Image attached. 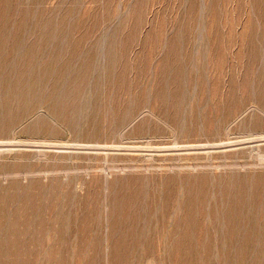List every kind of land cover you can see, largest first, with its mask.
<instances>
[{
  "label": "rangeland",
  "instance_id": "obj_1",
  "mask_svg": "<svg viewBox=\"0 0 264 264\" xmlns=\"http://www.w3.org/2000/svg\"><path fill=\"white\" fill-rule=\"evenodd\" d=\"M262 137L264 0H0L3 264H223L228 243L264 264ZM187 211L215 228L154 222Z\"/></svg>",
  "mask_w": 264,
  "mask_h": 264
},
{
  "label": "bare ground",
  "instance_id": "obj_2",
  "mask_svg": "<svg viewBox=\"0 0 264 264\" xmlns=\"http://www.w3.org/2000/svg\"><path fill=\"white\" fill-rule=\"evenodd\" d=\"M27 2V1H26ZM20 4H22V3H20ZM41 4V3H40ZM42 8V7H41ZM196 9V8H195ZM6 10V9H5ZM69 14V13H68ZM67 15V14H66ZM35 21V20H34ZM48 23V22H47ZM9 24V23H8ZM58 28V27H57ZM3 30V29H2ZM68 32V31H67ZM39 33V32H38ZM114 34V33H113ZM19 36V35H18ZM41 38V37H40ZM66 40V39H65ZM3 43V42H2ZM1 43V44H2ZM33 44V43H32ZM35 44V43H34ZM46 44V43H45ZM21 46H22V44H21ZM29 46V45H28ZM31 48V47H30ZM41 49V48H40ZM44 50H45V48H44ZM17 52V51H16ZM24 53V52H23ZM166 53V52H165ZM22 54V53H21ZM34 54V53H33ZM45 54V53H44ZM54 54V53H53ZM13 55V54H12ZM28 55V54H27ZM39 55V54H38ZM48 55V54H47ZM111 55H113V54H110V56ZM5 56V55H4ZM20 56V55H19ZM33 57H34V55H32ZM44 56H46V55H44ZM58 55H56V57H57ZM23 57H24V54H23ZM38 57V56H37ZM42 57H43V55H42ZM48 57V56H47ZM80 57V56H79ZM109 57V56H108ZM9 58H10V56H9ZM19 58V57H18ZM77 58V57H76ZM85 58H86V56H85ZM26 59V58H25ZM28 59V58H27ZM73 59V58H72ZM80 59V58H79ZM113 59V58H112ZM111 59V60H112ZM8 60V58H6V60L5 61H7ZM45 60V59H44ZM53 60V59H52ZM75 60V59H74ZM77 60V59H76ZM81 60H82V58H81ZM86 60V59H85ZM88 60V59H87ZM110 60V61H111ZM4 61V60H3ZM10 61V60H9ZM42 61H43V59H42ZM59 61V60H58ZM114 61V60H113ZM188 61V60H187ZM8 62V61H7ZM51 62V61H50ZM62 62V61H61ZM71 62V61H70ZM69 62V64H72V63H70ZM115 62V61H114ZM6 63V62H5ZM36 63H38V62H36ZM63 63V62H62ZM67 63H68V60H67ZM81 63V62H80ZM2 64H4V62L2 63ZM7 64V63H6ZM11 61H10V66H11ZM16 64V63H15ZM39 64H40V62H39ZM56 64V63H55ZM66 63H64V65H65ZM84 64H86V63H82L81 65H84ZM87 64H88V62H87ZM163 64V63H162ZM178 64V63H177ZM31 65H33V64H31ZM36 65V64H35ZM51 65V64H50ZM60 65V64H59ZM63 64H61V66H62ZM4 66H5V64H4ZM69 66V65H68ZM76 66H77V64H76ZM79 66V65H78ZM85 66V65H84ZM83 66V67H84ZM114 66H115V64H114ZM47 67V66H46ZM46 67H44V68H46ZM171 67V66H170ZM175 67V66H174ZM40 68V67H39ZM38 68V69H39ZM49 68V67H48ZM62 68V67H61ZM79 68V67H78ZM89 68V67H88ZM115 68V67H114ZM35 69V68H34ZM81 69V68H80ZM84 69V68H83ZM112 69V68H111ZM187 69V68H186ZM36 70V69H35ZM40 70V69H39ZM38 70V71H39ZM41 70H42V68H41ZM44 70H46V69H44ZM88 70V69H87ZM168 70V69H167ZM21 71V70H20ZM47 71V70H46ZM59 71V70H58ZM86 71V70H85ZM113 71V70H112ZM9 72V71H8ZM32 72V71H31ZM31 72H29V73H31ZM34 72V71H33ZM33 72H32V74H33ZM36 72V71H35ZM44 72V71H43ZM49 72V71H48ZM22 73V72H21ZM26 73V72H25ZM28 73V72H27ZM40 73V72H39ZM56 73H58V72H56ZM55 73V74H56ZM62 73V72H61ZM60 73V74H61ZM88 73V72H87ZM65 74V73H64ZM63 74V75H64ZM71 74V73H70ZM77 74H79L80 76H81V74H83V72H81V73H77ZM74 74H72V76H73ZM89 75V74H88ZM59 76V75H58ZM84 76H87V75H85L84 74ZM83 76V77H84ZM5 77V76H4ZM41 77V76H40ZM39 77V78H40ZM55 77V76H54ZM70 77V76H69ZM75 77H76V74H75ZM77 77H79V76H77ZM2 79H4V81H6L5 80V78H3V76L1 77ZM7 78V77H6ZM37 78V77H36ZM35 78V79H36ZM45 78V77H44ZM80 78V80L81 79H83V78H81V77H79ZM17 79V78H16ZM38 79V78H37ZM56 79H58V78H56ZM56 79H54V80H56ZM67 79V78H66ZM28 80V79H27ZM63 80V79H62ZM73 80V79H72ZM184 80V79H183ZM7 81H8V79H7ZM34 81H36V80H34ZM58 81V80H57ZM83 81V80H82ZM9 82H10V80H9ZM9 82H7V84L9 83ZM27 82V81H26ZM60 82H61V80H60ZM38 83H39V81H38ZM171 83V82H170ZM15 84H18V83H15ZM3 85V84H2ZM11 85H14L13 83H11L10 84V86ZM22 85V84H21ZM26 85H27V83H26ZM4 86H5V84H4ZM3 86V87H4ZM31 86V85H30ZM82 86V85H81ZM27 87V86H26ZM26 87L24 88V91H25V89H26ZM36 87V86H35ZM2 88V87H1ZM28 88H32V87H28ZM34 88V87H33ZM155 88V87H154ZM54 89V88H53ZM58 89V88H57ZM57 89H55V90H57ZM54 90V91H55ZM33 91H34V89H33ZM160 91V90H159ZM14 92V91H13ZM30 92V91H29ZM35 92V91H34ZM52 92V91H51ZM36 93V92H35ZM159 93V92H158ZM38 94V93H37ZM52 94V93H51ZM55 94H56V92H55ZM74 94V93H73ZM164 94V93H163ZM5 95H7V94H5ZM28 95V94H27ZM33 95V94H32ZM31 95V96H32ZM58 95V94H57ZM67 95V94H66ZM21 96V95H20ZM158 96V95H157ZM8 97V96H7ZM17 97V96H16ZM23 97H25V95L23 96ZM29 97H30V95H29ZM33 97V96H32ZM59 97V96H58ZM61 97V96H60ZM59 97V98H60ZM6 98V97H5ZM21 98V97H20ZM27 98V97H26ZM23 99H25V98H23ZM164 99L166 100V98H165V94H164ZM36 101V100H35ZM65 101V100H64ZM205 101V100H204ZM44 102V101H43ZM42 102V103H43ZM52 102V101H51ZM34 103V102H33ZM81 103V102H80ZM59 105V104H58ZM12 107V106H11ZM48 107V106H47ZM46 109V108H45ZM2 111V110H1ZM182 111V110H181ZM19 113V112H18ZM26 117V116H25ZM77 117V116H76ZM202 118V117H201ZM21 119V118H20ZM83 119V118H82ZM60 120V119H59ZM44 122V121H43ZM46 122V121H45ZM108 123V122H107ZM65 124V123H64ZM49 125V124H48ZM50 125H52V124H50ZM82 126V125H81ZM29 127V126H28ZM68 128V127H67ZM51 130V129H50ZM130 130V129H129ZM179 130V129H178ZM119 131V130H118ZM36 133V132H35ZM199 133V132H198ZM94 134V133H93ZM224 134V133H223ZM36 136V135H35ZM232 136V135H231ZM92 137V136H91ZM178 137V136H177ZM90 138V137H89ZM260 138V137H259ZM262 138H264V137H262ZM246 139V138H245ZM117 140V139H116ZM87 141V140H86ZM246 142V141H245ZM32 143V142H31ZM203 144V143H202ZM6 145V144H5ZM116 146V145H115ZM59 147V146H58ZM81 147V146H80ZM85 147V146H84ZM87 147V146H86ZM91 147V146H90ZM90 147H88V148H90ZM133 147V146H132ZM189 148H190V146H188ZM100 148V147H99ZM137 148V147H136ZM149 148V147H148ZM161 148V147H160ZM132 149V148H131ZM159 149V148H158ZM145 150H146V148H145ZM156 150V149H155ZM154 151V150H153ZM197 157V156H196ZM122 164V163H121ZM50 165V164H49ZM31 166V165H30ZM215 167V166H214ZM95 173V172H94ZM40 174V173H39ZM73 177V176H72ZM154 177V176H153ZM239 178V177H238ZM257 178H259V177H257ZM102 181V180H101ZM161 181V180H160ZM8 182V181H7ZM154 182V181H153ZM160 183V182H159ZM130 184V183H129ZM159 185V184H158ZM226 186V185H225ZM260 186V185H259ZM93 187V186H92ZM156 187V186H155ZM160 187V186H159ZM232 187V186H231ZM251 187V186H250ZM2 188V187H1ZM235 188V187H234ZM132 189H133V186H132ZM163 189V188H162ZM161 189V190H162ZM131 190V189H130ZM94 191V190H93ZM143 191V190H142ZM159 191H160V188H159ZM226 191V190H225ZM133 192H135V191H133ZM145 192V191H144ZM235 192V191H234ZM237 192V191H236ZM235 192V193H236ZM239 192V191H238ZM258 192H260V191H257V193ZM138 193V192H137ZM161 193V192H160ZM146 193H144V196L145 197H147L146 195H145ZM120 196H121V194H120ZM137 196H138V194H137ZM157 198V197H156ZM117 199H119V198H117ZM149 199V198H148ZM158 199H159V197H158ZM146 200V199H145ZM154 200V199H153ZM214 200V199H213ZM221 200V199H220ZM148 201H150V200H148ZM156 201V200H155ZM211 201H212V199H211ZM230 201V200H229ZM239 201H241V200H239ZM11 202V201H10ZM144 202V201H143ZM161 202V201H160ZM237 202V201H236ZM242 202V201H241ZM132 203V202H131ZM150 203V202H149ZM217 203V202H216ZM227 203V202H226ZM225 203V204H226ZM239 203V202H238ZM238 203H234V205L235 206H233V207H227L223 212V214L221 215V219L222 220H225L226 221V225L225 226H227V230H226V233H234L235 231H238V229L239 228H241V226L243 225L244 227H245V224L244 223H246V220H243V215H242V213L241 212H239V209L237 208V205H238ZM258 203H260V202H258ZM4 204V203H3ZM157 204V203H156ZM222 204V203H221ZM147 205H148V202H147ZM147 205H146V207H147ZM151 205V203L149 204V206ZM175 205V204H174ZM219 205H220V203H219ZM252 205V204H251ZM59 206V205H58ZM149 206L147 207L148 209H149ZM154 206V204L152 205V207ZM221 206H223V204L221 205ZM244 206H245V204H244ZM161 207V206H160ZM159 206H158V208H160ZM241 207V206H240ZM243 207V206H242ZM47 208H49V207H47ZM55 208V207H54ZM57 208V207H56ZM222 208V207H221ZM246 208V207H245ZM259 208V207H258ZM119 209V208H118ZM124 209V208H123ZM156 209V208H155ZM177 209V208H176ZM247 209V208H246ZM154 210V208H152V211ZM158 210H160V209H158ZM158 210H156V211H158ZM179 210V209H178ZM218 210V209H217ZM255 210H256V208H255ZM45 211V210H44ZM141 211V210H140ZM150 211V210H149ZM155 211V212H156ZM215 211V210H214ZM213 211V212H214ZM248 211V210H247ZM35 212V211H34ZM41 212V211H40ZM61 212V211H60ZM143 212H144V209H143ZM172 212V211H171ZM244 212V211H243ZM43 213V212H42ZM49 213V212H48ZM148 213V212H147ZM154 213V212H153ZM174 214H175V212H173ZM172 213V214H173ZM255 213V212H254ZM139 214V213H138ZM137 214V215H138ZM142 214V213H141ZM145 214H146V211H145ZM155 214H157V212L155 213ZM200 214V213H199ZM211 214H212V212H211ZM34 215V214H33ZM42 215V214H41ZM107 215V214H106ZM118 215V214H117ZM134 215V214H133ZM150 215V214H149ZM154 215V214H153ZM161 215V214H160ZM159 215V216H160ZM210 213H209V211H202L201 212V218H203L204 220H202L201 219V221L200 222H197V221H190V219L192 218V212H190V211H187V212H184L183 214H181V215H179V214H175V217H174V215H173V219L171 218V216L169 217V218H171V219H168V218H166V217H164L163 215L161 216V217H159L158 215H157V217L159 218V219H157V220H154V222H156L158 225H160L162 228H165L166 229V234L168 233L167 232V228H171V226L173 227V229H180V230H184V229H186V228H188V227H190L191 225H194V227L197 229H205V228H213L214 226H212V225H206V222H205V219L208 217V218H210ZM218 215V214H217ZM220 215V214H219ZM44 216V215H43ZM60 216V215H59ZM142 216H144V215H142ZM146 216H148V215H146ZM11 217V216H10ZM26 217V216H25ZM30 217V216H29ZM35 217V216H34ZM39 217V216H38ZM104 217V216H103ZM138 217V216H137ZM153 217V216H152ZM155 217H156V215H155ZM156 217V218H157ZM16 218V217H15ZM133 218V217H132ZM147 218V217H146ZM150 218V217H149ZM148 218V219H149ZM213 218H214V216H213ZM252 218V217H251ZM251 218H250V220H251ZM13 220H14V218H12ZM22 219V218H21ZM30 219V218H29ZM34 219H36L37 220V218H34ZM40 219V218H39ZM58 219V218H57ZM123 219V218H122ZM125 219V218H124ZM127 219V218H126ZM140 219H142V218H140ZM151 219V218H150ZM183 219V220H182ZM211 219V218H210ZM210 219H208V221L210 220ZM245 219V218H244ZM24 220V219H23ZM31 220V219H30ZM52 220V219H51ZM139 220V219H138ZM153 220V219H152ZM152 220H150V221H152ZM213 220V219H212ZM219 220H220V218H219ZM14 221H17V220H14ZM53 221V220H52ZM124 221V220H123ZM123 221H122V223H123ZM143 221V220H142ZM145 221H146V219H145ZM144 221V222H145ZM148 221V220H147ZM221 221V220H220ZM219 221V222H220ZM253 221H255V220H253ZM257 221V220H256ZM258 221H259V219H258ZM20 222V221H19ZM25 222V221H24ZM40 222V221H39ZM124 222H126V221H124ZM205 222V223H204ZM210 222V221H209ZM215 222V221H214ZM26 223H28V221L26 222ZM25 223V224H26ZM54 223V222H53ZM59 223V222H58ZM57 223V224H58ZM153 223V222H152ZM152 223H151V225H150V227H153L152 226ZM212 223V222H211ZM222 223V222H221ZM16 224H17V222H16ZM21 224V223H20ZM31 224V223H30ZM34 224V223H33ZM109 224H111V223H109ZM128 224V223H127ZM145 224V223H144ZM215 224V223H214ZM220 224V223H219ZM252 224V223H251ZM27 225V224H26ZM112 226H113V224H111ZM110 225V226H111ZM157 225V226H158ZM217 225H218V223H217ZM222 225V224H221ZM249 225V224H248ZM16 226V225H15ZM27 226H29V225H27ZM31 226V225H30ZM29 226V227H30ZM57 226V225H56ZM139 226V225H138ZM156 226V227H157ZM250 226V225H249ZM260 226H262V225H260ZM9 227H12L11 225L9 226ZM32 227V226H31ZM42 227V226H41ZM120 227V226H119ZM155 227V226H154ZM153 227V229L155 230V228ZM160 227V228H161ZM254 227V226H253ZM33 228V227H32ZM40 228V227H39ZM58 228V227H57ZM109 228V227H108ZM111 228H114V227H110V229ZM215 228V227H214ZM12 229V228H11ZM82 229V228H81ZM117 229V228H116ZM141 229V228H140ZM157 229V228H156ZM14 230V229H13ZM32 230H34V229H32ZM112 230L113 229H111L110 231H111V233H112ZM152 230V229H151ZM179 230V231H180ZM206 230H208V229H206ZM212 230V229H211ZM214 230H216V229H214ZM218 230H219V227H218ZM217 230V231H218ZM251 230V229H250ZM10 231V230H9ZM121 231V230H120ZM153 231V230H152ZM178 231V230H177ZM197 231V230H196ZM200 231V230H199ZM210 231V230H209ZM225 231V230H224ZM257 231V230H256ZM11 232H12V230H11ZM32 232V231H31ZM115 232V231H114ZM155 232V231H154ZM174 232V231H173ZM183 232V231H182ZM188 232V231H187ZM33 233V232H32ZM137 233V232H136ZM153 233V232H152ZM185 233V232H184ZM190 233V232H189ZM201 233H203V232H200V235H201ZM212 233V232H211ZM217 233V232H216ZM215 233V234H216ZM219 233V232H218ZM225 233V232H224ZM222 234V235H225V234ZM254 233V232H253ZM9 234H12V233H9ZM8 234V235H9ZM54 234H56V233H54ZM58 234V233H57ZM68 234V233H67ZM174 234H175V232H174ZM183 234V233H182ZM195 234V233H194ZM214 234V233H213ZM214 234V235H215ZM220 234V233H219ZM241 234V233H240ZM257 234V233H256ZM7 235V236H8ZM33 235H35V233L33 234ZM44 235V234H43ZM53 235V234H52ZM60 235V234H59ZM169 235V234H168ZM177 235V234H176ZM179 235V234H178ZM206 235V234H205ZM207 235L209 236V234H208V232H207ZM250 235V234H249ZM12 236H15L14 234L12 235ZM11 236V237H12ZM57 236V235H56ZM67 236V235H66ZM154 236V235H153ZM169 236H171V235H169ZM184 236V235H183ZM193 236V235H192ZM198 236V235H197ZM207 236V237H208ZM10 237V238H11ZM48 237V236H47ZM54 237V236H53ZM111 237V236H110ZM160 237V236H159ZM186 237V236H185ZM188 237V236H187ZM199 237V236H198ZM202 238H203V236H201ZM206 237V238H207ZM2 238V237H1ZM6 238H8V237H6ZM6 238H4V239H6ZM14 238H17V237H14ZM20 238V237H19ZM26 238V237H25ZM35 238V237H34ZM49 238V237H48ZM68 238V237H67ZM105 238V237H104ZM103 238V239H104ZM161 238V237H160ZM167 238V237H166ZM173 238H174V236H173ZM176 238V237H175ZM181 238V237H180ZM200 238V237H199ZM205 238V239H206ZM214 238V237H213ZM221 238V237H220ZM220 238H219V241H220ZM111 239V238H110ZM151 239H153V237L151 238ZM167 239H169V238H167ZM184 239V238H183ZM198 239V238H197ZM201 239V238H200ZM214 239H216V238H214ZM238 239V238H237ZM7 240V239H6ZM12 240H13V238H12ZM15 241H17V239H14ZM13 240V241H14ZM23 240H24V238H23ZM26 240V239H25ZM43 240V239H42ZM56 240V239H55ZM74 240V239H73ZM172 240V239H171ZM171 240H170V242H171ZM176 240V239H175ZM174 240V241H175ZM179 240V239H178ZM181 240H182V238H181ZM211 240V239H210ZM236 240V239H235ZM5 241V240H4ZM12 241V242H13ZM37 241V240H36ZM35 241V242H36ZM63 241V240H62ZM71 241V240H70ZM75 241V240H74ZM104 241V240H103ZM113 241V240H112ZM121 241V240H120ZM123 241V240H122ZM158 241V240H157ZM161 241V240H160ZM191 241V240H190ZM193 241V240H192ZM195 241V240H194ZM247 241V240H246ZM253 241V240H252ZM3 242V241H2ZM6 242V241H5ZM42 242V241H41ZM57 242V241H56ZM105 242V241H104ZM107 242H108V240H107ZM178 242H180V240L178 241ZM210 242V241H209ZM209 242H207V243H209ZM7 243H10V244H12L10 241H8L7 240ZM7 243H6V245H7ZM17 243V242H16ZM19 243H21V242H19ZM19 243L16 245V246H18L19 245ZM22 243H24L25 244V242L23 241ZM52 243H53V239H52ZM64 243V242H63ZM86 243V242H85ZM110 243H112V242H110ZM110 243H109V245H110ZM115 243V242H114ZM126 243V242H125ZM177 243V242H176ZM176 243H174V244H176ZM187 243V242H186ZM211 243V242H210ZM213 243H215V241H213ZM221 242H219V244H220ZM237 243V242H236ZM2 244V243H1ZM37 244V243H36ZM51 244V243H50ZM124 244V243H123ZM159 244H160V242H159ZM171 244V246H172V242L170 243ZM196 244L197 245H201V244H203V242L201 241H199V240H196ZM206 244V243H205ZM222 245L221 246H223V242L221 243ZM227 244V243H226ZM30 245V244H29ZM49 245V244H48ZM69 245V244H68ZM71 245V244H70ZM81 245V244H80ZM108 245V246H109ZM150 245H152V244H150ZM168 245V244H167ZM215 245V244H214ZM10 245H8V247H9ZM111 246V245H110ZM179 246V245H178ZM206 246H208V245H206ZM210 246V245H209ZM208 246V247H209ZM212 246V245H211ZM211 246H210V249H211ZM217 246V245H216ZM225 246V245H224ZM246 246V245H245ZM245 246H242V245H234V246H231L230 245V243H228L227 245H226V247L228 248V250H227V252H225V251H223V253L221 254V255H223V259H225V262L223 263V264H255V261L256 260H254L255 259V256H254V252H251L248 248H246ZM248 246V245H247ZM252 245H250V247H251ZM7 247V246H6ZM29 247V246H28ZM33 247V246H32ZM67 247V246H66ZM73 247V246H72ZM167 247V246H166ZM182 247V246H181ZM201 247H204V245L203 246H201ZM213 247V246H212ZM218 247V246H217ZM14 248H15V246H14ZM109 248V247H108ZM151 248V247H150ZM168 248V247H167ZM171 248V247H170ZM175 247H173L172 249L173 250H175L174 249ZM176 248H177V246H176ZM216 248V247H215ZM255 248V247H254ZM7 249V248H6ZM9 249H10V247H9ZM51 249V248H50ZM65 249V248H64ZM64 249H63V251H64ZM209 249V250H210ZM218 249V248H217ZM219 249H220V247H219ZM222 249V248H221ZM251 249V248H250ZM260 249H262V248H260ZM259 249V250H260ZM1 250V249H0ZM8 250V249H7ZM22 250V249H21ZM21 250H20V252H21ZM43 250V249H42ZM47 250V249H46ZM88 250V249H87ZM98 250V249H97ZM110 250V249H109ZM126 250V249H125ZM167 250H169L170 251V249H167ZM177 250V249H176ZM13 251H15V249L13 250ZM52 251H54V250H52ZM67 251V250H66ZM80 251V250H79ZM113 251V250H112ZM112 251H110L109 253L110 254H112ZM124 251V250H123ZM149 251H150V249H149ZM168 251V252H169ZM179 251V250H178ZM177 251V252H178ZM193 251V250H192ZM205 251V253H206V251L207 250H204ZM212 252H213V250H211ZM215 251V250H214ZM262 251H264V250H262ZM1 252V251H0ZM3 252V251H2ZM6 252V251H5ZM11 252V251H10ZM48 252V251H47ZM51 252V251H50ZM59 252H60V249H59ZM61 252H62V250H61ZM82 252V251H81ZM91 252H93V251H91ZM137 252V251H136ZM158 252V251H157ZM156 252V253H157ZM171 252V251H170ZM175 252V251H174ZM183 252V251H182ZM190 252H191V250H190ZM201 252V251H200ZM199 252V254H201ZM255 252H258V250L257 251H255ZM4 253V252H3ZM2 253V254H3ZM14 253V252H13ZM22 253H23V250H22ZM32 253V252H31ZM35 253V252H34ZM55 253V252H54ZM58 253V252H57ZM94 253V252H93ZM125 253V252H124ZM160 253V252H159ZM166 253H167V251H166ZM205 253H203V254H205ZM209 253V252H208ZM2 254H1V256H2ZM10 254V253H9ZM12 254V253H11ZM15 254V253H14ZM49 254V253H48ZM65 254V253H64ZM127 254V253H126ZM131 254V253H130ZM172 254V253H171ZM182 254V253H181ZM192 254V253H191ZM210 255H211V253H209ZM215 254V253H214ZM16 255V254H15ZM15 255H11L10 257L12 258V257H14ZM23 255H24V253H23ZM38 255V254H37ZM42 255V254H41ZM55 255V254H54ZM123 255V254H122ZM125 255V254H124ZM123 255V258L124 257H127L126 255L124 256ZM135 255H136V253H135ZM156 255V254H155ZM167 255V254H166ZM179 255V254H178ZM178 255H176V256H178ZM217 255V254H216ZM256 255V254H255ZM4 256V255H3ZM8 255H6V259L8 258L7 257ZM25 256V255H24ZM33 256V255H32ZM42 256H44V255H42ZM50 256V255H49ZM120 256H121V254H120ZM148 256V255H147ZM162 256V255H161ZM168 256V255H167ZM197 256H199V255H197ZM203 256V255H202ZM214 256V255H213ZM259 256V255H258ZM5 257V256H4ZM109 257H110V255H109ZM113 257V256H112ZM132 257V256H131ZM137 257V256H136ZM174 257V256H173ZM208 257V256H207ZM2 258V257H1ZM0 258V259H1ZM15 258H16V256H15ZM20 258V257H19ZM43 258V257H42ZM42 258H40V260L42 259ZM51 258V257H50ZM55 258V257H54ZM54 258H51V259H53L54 260ZM114 258V257H113ZM123 258H122V260H123ZM142 258V257H141ZM149 258V257H148ZM152 258V257H151ZM169 258V257H168ZM179 258H182L181 256H179ZM202 258V257H201ZM200 258V259H201ZM206 258V256L204 257V259ZM209 258H211V259H209V260H212V257L211 256H209ZM216 258H217V256H216ZM10 259V258H9ZM45 259H47L46 257H45ZM112 259V258H111ZM198 260L197 261V263H195V264H201V263H204L203 262V260ZM258 259V258H257ZM260 259H261V256H260ZM5 260V259H4ZM13 260V259H12ZM43 260V259H42ZM49 260V259H48ZM52 260V261H53ZM77 260V259H76ZM126 260V259H125ZM171 260H173V259H171ZM218 260V258L215 260V262ZM262 260H264V259H262ZM3 261V260H2ZM2 261H0L1 263H2ZM8 261V260H7ZM6 261V262H7ZM47 261V260H46ZM111 261V260H110ZM130 261V259H128V262ZM132 261V260H131ZM151 261V260H150ZM149 261V262H150ZM165 261V260H164ZM167 261V260H166ZM176 261H180V259L179 260H176ZM10 262H12L11 261V259H10ZM31 262V261H30ZM51 262V261H50ZM67 262V261H66ZM112 262H113V260H112ZM111 262V264H113ZM125 262V261H124ZM133 262V261H132ZM131 262V263H132ZM148 261H147V263L148 264H150ZM152 262V261H151ZM162 262H163V260H162ZM175 262V261H174ZM210 262H212V261H210ZM228 262V263H227ZM3 263H4V261H3ZM2 263V264H3ZM13 263V262H12ZM20 263V262H19ZM121 263V262H120ZM119 263V264H120ZM127 263V262H126ZM130 263V262H129ZM128 263V264H129ZM171 263V262H170ZM176 263V262H175ZM194 263V262H193ZM217 263H219V262H217ZM222 263V262H221ZM8 264V263H7ZM39 264V263H38ZM49 264V263H48ZM143 264V263H142ZM164 264V263H163ZM179 264V263H178ZM182 264V263H181ZM206 264V263H205Z\"/></svg>",
  "mask_w": 264,
  "mask_h": 264
}]
</instances>
